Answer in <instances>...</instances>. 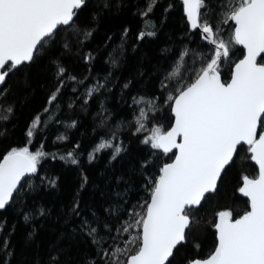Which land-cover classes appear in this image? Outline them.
I'll return each mask as SVG.
<instances>
[{
    "label": "snow or ice",
    "instance_id": "obj_1",
    "mask_svg": "<svg viewBox=\"0 0 264 264\" xmlns=\"http://www.w3.org/2000/svg\"><path fill=\"white\" fill-rule=\"evenodd\" d=\"M157 2L147 0L140 16L148 17ZM182 2L190 28L199 29L202 39L211 46L210 51H193L189 67V49L182 50L172 71L160 81L161 92L166 93L162 97L164 106L170 110V126L167 130L153 126L140 143L155 150L153 157L162 154L165 159L162 163L155 158L145 159L139 164L143 196L132 202L131 189H126L123 194L117 193L119 203L105 209L116 220L117 235L111 236L109 220L102 221L95 212L90 219L82 214L79 200L73 203L71 215L81 218L73 231L82 233L95 246V256L85 257L81 264H264V0H220L216 8L206 0ZM85 7L87 0H0V85L10 75L43 58L45 46L55 43L61 31L78 34L74 17ZM111 7L113 0H105L103 8ZM224 25L228 26L227 39L223 36ZM127 32L125 28L124 33ZM91 35L90 31L84 33L86 38ZM146 35L151 37L155 32L141 31L138 39L143 40ZM237 46L242 58L229 65L225 79L222 65L235 55ZM63 47L68 49L66 40ZM85 59L91 60V56ZM51 62L55 65L57 86L48 96V105L58 100L67 75L61 64ZM68 78L75 80L74 76ZM94 90L98 88L89 89L87 95L91 97ZM7 94V88H0V98L7 99ZM158 99L149 101L147 109L140 107L139 115L134 117L133 135L145 131L147 111L157 110ZM142 102L143 98L133 99L134 104ZM2 110L7 122L14 114V106L9 104ZM49 111L45 107L44 112ZM40 123L38 115L26 133L29 140ZM73 126L75 121L68 125ZM115 135L113 132L112 137ZM244 146L245 158L257 170L255 175H242L235 188L245 198L244 208L240 212L231 207L214 210L210 222L214 244L206 258L182 251L190 243L193 248H200L195 240L189 241V234L204 223L197 215L199 208L202 202L219 194L223 176ZM107 149H113L111 160L123 151L111 139H101L88 153V162ZM46 155L42 149L33 152L28 146L12 147L3 154L0 210L12 201L23 178L37 174ZM61 159L72 165L80 163L71 151ZM40 179L55 186V180L46 176ZM87 182V176H83L81 188ZM39 214L45 215V210L40 209ZM122 216L127 217L123 222ZM30 218L25 214L26 222ZM101 225L111 244L100 235ZM3 243L7 254L9 241ZM59 255L58 250L50 253L48 264H61Z\"/></svg>",
    "mask_w": 264,
    "mask_h": 264
},
{
    "label": "trees",
    "instance_id": "obj_2",
    "mask_svg": "<svg viewBox=\"0 0 264 264\" xmlns=\"http://www.w3.org/2000/svg\"><path fill=\"white\" fill-rule=\"evenodd\" d=\"M104 2L87 0V7L78 10L74 17L80 32L61 31L55 43L45 46L43 58L30 68L10 75L1 87L7 88L8 94L7 99L0 98V159L10 148L23 146L33 152L42 149L47 155L41 160L37 174L27 177L9 205L0 210V264H48L49 254L56 250L61 264H81L85 257L95 256V246L88 238L73 231L81 219L71 215L76 200L83 215L91 219L95 212L102 221L109 220L111 236L117 235L116 220L105 209L119 203L117 193L123 194L126 189H131L132 202L143 196L139 164L145 159L155 158L158 163L165 159L162 154L153 157L155 150L140 143L153 126H163L164 130L170 126V110L164 106L162 97L166 93L161 92L160 81L172 71L182 50L189 49L186 57L189 67L193 51H210L211 46L202 39L200 31L190 28L182 0H158L148 17L140 16L147 0H113L110 9L103 8ZM206 3L216 8L220 0H206ZM212 23L215 25V18ZM88 31L92 35L86 38L84 33ZM141 31H154L155 35L140 40ZM228 34V26L224 25L225 39ZM65 40L68 49L63 47ZM233 51L235 55L222 65L225 79L229 65L242 58L239 46ZM88 56L91 60L86 61ZM52 60L61 64L67 75L58 100L48 105V96L57 86ZM70 76L75 80L69 79ZM125 84L129 86L125 88ZM97 88L91 97L87 95L89 89ZM134 98H143V102L134 104ZM154 98H159L157 110L147 111L145 131L133 135L134 117L139 115L140 107L147 109L148 102ZM9 104L14 106V114L5 122L6 113L2 109ZM45 107L50 111L45 113ZM38 115L41 123L29 140L26 133ZM73 121L75 126L68 127ZM101 139H111L123 151L111 160L113 149L103 150L89 163L88 153ZM70 151L79 160L78 165L61 159ZM245 156L246 147L239 149L235 164L223 176L219 194L202 202L199 208L197 215L204 223L189 234V241L195 240L200 248L197 250L190 243L182 251L206 258L213 250L214 229L210 222L214 210L231 207L240 212L244 208V198L235 188L242 175L252 176L257 171ZM45 176L55 180V186L47 180L42 183L40 177ZM83 176H87L88 182L81 188ZM40 209L46 214L41 216ZM25 214L31 217L27 222ZM125 219L122 216L121 222ZM100 235L108 240L102 225ZM5 240L9 241L7 254Z\"/></svg>",
    "mask_w": 264,
    "mask_h": 264
},
{
    "label": "water",
    "instance_id": "obj_3",
    "mask_svg": "<svg viewBox=\"0 0 264 264\" xmlns=\"http://www.w3.org/2000/svg\"><path fill=\"white\" fill-rule=\"evenodd\" d=\"M192 30H193V29H192ZM193 31H199V29H195V30H193ZM1 87H2V85H0V88H1ZM244 147H246V146H244ZM250 162H251V161H250ZM251 163H252V162H251ZM253 165H254V164H253ZM26 178H27V177H25V178L22 179L21 184H22V182H23ZM19 187H20V186H19ZM19 187H18V188H19ZM244 199H245V198H244Z\"/></svg>",
    "mask_w": 264,
    "mask_h": 264
}]
</instances>
